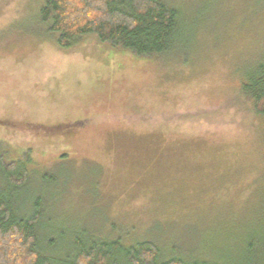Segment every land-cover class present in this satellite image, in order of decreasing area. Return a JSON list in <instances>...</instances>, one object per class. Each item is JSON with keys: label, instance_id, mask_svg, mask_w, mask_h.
<instances>
[{"label": "rangeland", "instance_id": "1", "mask_svg": "<svg viewBox=\"0 0 264 264\" xmlns=\"http://www.w3.org/2000/svg\"><path fill=\"white\" fill-rule=\"evenodd\" d=\"M163 1L178 50L147 58L60 48L34 33L41 0H0V149L29 157L14 206L40 198L53 258L82 235L233 264L264 237V118L238 94L264 60V0Z\"/></svg>", "mask_w": 264, "mask_h": 264}, {"label": "trees", "instance_id": "2", "mask_svg": "<svg viewBox=\"0 0 264 264\" xmlns=\"http://www.w3.org/2000/svg\"><path fill=\"white\" fill-rule=\"evenodd\" d=\"M35 17L34 33L64 49L91 41L152 58L174 53L180 41V13L163 0H41ZM238 94L252 113L264 118V60L246 73ZM6 151L0 149V174L6 181L0 187V264L209 263L176 256L161 259L157 245L148 240L128 245L120 238L85 242L82 235L74 238L73 249L67 246L63 259L53 258L47 252L53 243L40 244V198L29 214H19L14 206L16 191L28 177L29 157L7 161ZM238 243L239 259L233 264H264V237L252 234Z\"/></svg>", "mask_w": 264, "mask_h": 264}]
</instances>
